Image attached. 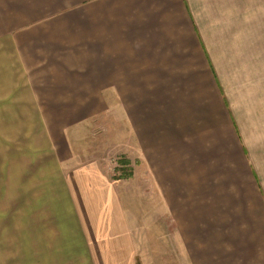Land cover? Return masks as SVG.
I'll return each mask as SVG.
<instances>
[{"label": "crops", "instance_id": "0c3cea01", "mask_svg": "<svg viewBox=\"0 0 264 264\" xmlns=\"http://www.w3.org/2000/svg\"><path fill=\"white\" fill-rule=\"evenodd\" d=\"M258 59L187 0H0V264H264Z\"/></svg>", "mask_w": 264, "mask_h": 264}, {"label": "rangeland", "instance_id": "374dc122", "mask_svg": "<svg viewBox=\"0 0 264 264\" xmlns=\"http://www.w3.org/2000/svg\"><path fill=\"white\" fill-rule=\"evenodd\" d=\"M187 2L209 50L216 56L221 58V54L228 53L229 50L231 54H236L245 62L247 55L252 52L256 60L261 61L258 55L264 57V0H187ZM251 75L252 80L259 81L260 85L261 74L252 71ZM94 132V137L102 135L106 138L103 140L104 143H109L112 130L108 126L96 128ZM95 147L98 148L96 145ZM106 157L110 159L107 164L112 161L111 167L115 169L110 170L111 177L118 178L120 173L116 171L117 159L113 158L114 155L109 150L106 151ZM190 200V197L183 200L182 213L206 214V206H186ZM2 208L5 207L0 205V222L5 221V216L1 213ZM167 210L168 213H172L171 207ZM8 229V224L0 223V253L8 244ZM5 256L4 253L3 258Z\"/></svg>", "mask_w": 264, "mask_h": 264}]
</instances>
